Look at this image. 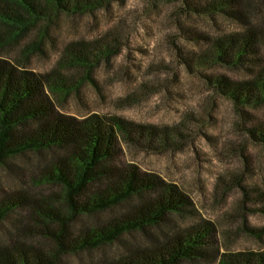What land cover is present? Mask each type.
Here are the masks:
<instances>
[{"label":"trees","instance_id":"16d2710c","mask_svg":"<svg viewBox=\"0 0 264 264\" xmlns=\"http://www.w3.org/2000/svg\"><path fill=\"white\" fill-rule=\"evenodd\" d=\"M177 1L189 13L222 15L242 27L218 37L187 29L189 41H204L206 48L199 53L175 48L190 72L201 65L251 73L249 80L236 84L222 75L205 80L233 103L243 138L264 144V125L251 126L255 123H250L248 113L250 107L264 106V25L255 17L264 14L260 9L264 0ZM89 5L86 0H0V23L20 33L41 18H49V23L51 14L84 11ZM90 44L80 42L75 48L85 50ZM87 61L86 56L67 55L64 63L70 71L65 78L88 71ZM86 74L84 78L90 79ZM55 76L62 77L56 72L43 76L23 71L0 59V169L13 174L21 187L7 191L0 185V226H10L0 241V264H60L65 257L101 251L134 233L146 234L152 245L123 242L116 257L91 264H264V249L220 252L217 229L210 221L178 227L175 216L196 214L190 198L177 185L124 160L121 140L152 146L173 136L182 139L179 127L158 129L116 116L61 114L45 92L48 85L54 91L65 88L53 80ZM29 155L38 157L31 169L12 162ZM45 186L58 188L59 194L32 191ZM240 188L246 195L247 189ZM152 228L161 235L152 234ZM21 234L45 245L28 244Z\"/></svg>","mask_w":264,"mask_h":264},{"label":"rangeland","instance_id":"374dc122","mask_svg":"<svg viewBox=\"0 0 264 264\" xmlns=\"http://www.w3.org/2000/svg\"><path fill=\"white\" fill-rule=\"evenodd\" d=\"M86 1L90 5L84 11L51 14L49 23V18H41L20 33L0 23V59L43 76L59 73L62 77L53 80L65 88L54 91L48 85L45 92L61 114L116 116L158 129L179 127L182 139L173 136L152 146L121 140L124 160L177 185L190 198L196 214L175 216L178 227L207 220L216 226L220 252L263 251L264 232L252 231H264V144L243 138L233 103L205 80L222 75L236 84L252 75L222 66L199 65L190 72L178 60L175 48L178 45L184 53L206 48L204 41H189L187 29L218 37L242 27L222 15L189 13L177 0H102L97 5L99 0ZM260 9L264 12V4ZM263 15L255 16L257 24L264 25ZM15 33L19 35L13 38ZM80 42L91 44L85 50L75 48ZM261 53L264 56V47ZM67 55L86 56L89 70L65 78L70 71L64 63ZM248 113L250 123H255L251 126L264 125V106L250 107ZM37 161L34 155L12 160L27 169ZM15 180L13 174L8 176L0 169V185L7 191L21 188ZM239 184L247 189L246 195ZM32 191L59 194L58 188L48 186ZM7 227L8 223L0 226L1 242ZM150 232L161 235L155 228ZM20 238L28 244L45 245L36 237L21 234ZM123 242L152 245L146 234L134 233L101 251L65 257L60 264L114 258Z\"/></svg>","mask_w":264,"mask_h":264}]
</instances>
